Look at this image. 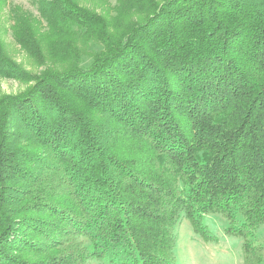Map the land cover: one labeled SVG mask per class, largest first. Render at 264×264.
I'll return each instance as SVG.
<instances>
[{"label":"trees","instance_id":"1","mask_svg":"<svg viewBox=\"0 0 264 264\" xmlns=\"http://www.w3.org/2000/svg\"><path fill=\"white\" fill-rule=\"evenodd\" d=\"M33 2L12 34L45 70L0 35L34 82L0 99V264H179L208 215L263 264L264 0Z\"/></svg>","mask_w":264,"mask_h":264},{"label":"rangeland","instance_id":"2","mask_svg":"<svg viewBox=\"0 0 264 264\" xmlns=\"http://www.w3.org/2000/svg\"><path fill=\"white\" fill-rule=\"evenodd\" d=\"M113 6L116 0H107ZM21 6L35 16L38 15L37 5L33 0H7L0 9V35L8 47V55L24 72L40 75L45 67L38 66L36 61L21 49L12 34L13 21L9 10L11 7ZM100 47L92 44L88 53L99 50ZM90 63V57L85 55L84 66ZM24 72H3L0 70V99L8 95H17L26 91L34 82L29 81ZM205 224L215 238V241L206 244L193 232L191 222L183 217L177 227V258L179 264H243L240 240L225 235L228 222L218 215L204 217ZM259 240L264 245V230L259 232ZM90 264H110L107 261H92ZM264 264V263H263Z\"/></svg>","mask_w":264,"mask_h":264}]
</instances>
